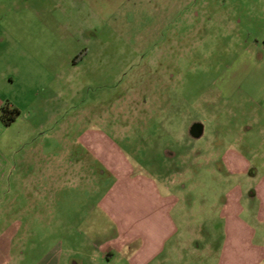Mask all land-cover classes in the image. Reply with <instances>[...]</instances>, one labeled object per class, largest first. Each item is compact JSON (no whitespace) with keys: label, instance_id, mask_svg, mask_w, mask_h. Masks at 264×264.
<instances>
[{"label":"rangeland","instance_id":"374dc122","mask_svg":"<svg viewBox=\"0 0 264 264\" xmlns=\"http://www.w3.org/2000/svg\"><path fill=\"white\" fill-rule=\"evenodd\" d=\"M6 2L0 77H14L8 93L25 118L12 127L0 120V160H7L0 235L8 224L18 228L12 257L0 264H43L57 251L61 264H103L93 258L88 232L71 223L64 229L68 243L44 241L48 230L39 227L29 242V188L13 178L29 174L30 143L46 142L56 154L63 151L60 140L97 130L126 146L137 171L162 179L189 168L188 178L197 175L201 183L190 180L193 220L215 216L230 188L217 151H241L255 173L253 185L264 180V102H249L240 90L229 97L224 84L250 69V80L264 89V0ZM212 231L219 241L221 223ZM186 251L168 264L218 262L214 252Z\"/></svg>","mask_w":264,"mask_h":264},{"label":"crops","instance_id":"0c3cea01","mask_svg":"<svg viewBox=\"0 0 264 264\" xmlns=\"http://www.w3.org/2000/svg\"><path fill=\"white\" fill-rule=\"evenodd\" d=\"M6 1L0 0V11ZM3 59L5 56L0 55V62ZM249 71L224 82L227 94L234 97L240 90L246 93L249 102H264V89L254 85ZM14 81L12 74L0 77V111L7 103L20 109L8 93ZM23 118L21 112L11 127ZM43 126L33 131L42 130ZM27 143L29 136L19 145ZM30 144L29 174L23 172L13 178L26 181L29 188V242L36 236L34 229L39 227L48 230L44 241L58 237L59 243H68L64 229L71 223L72 227L88 232L90 244L96 245L93 258L103 264H168L182 259L179 255L182 250L192 257L200 252L207 256L214 252L217 264L264 262V180L253 185L255 173L241 151L229 148L224 153H213L218 167L227 169L231 175L227 179L230 188L215 216L193 220L188 205L193 201L191 193L199 178L197 175L188 178L189 168L181 169L180 173L171 170L162 179L157 173L137 171L126 146L107 139L97 130H84L77 140L70 142L60 140L57 144L63 151L56 154L46 150L49 147L46 142ZM2 159L0 210L2 179L7 176V160ZM190 180L197 182L193 185ZM97 194L98 199L93 201ZM246 214L250 218L245 220ZM217 222L221 223V241L214 239L212 231ZM17 229L13 223L8 224L0 235V261L11 259L10 245L17 237ZM82 233L79 232L74 243ZM71 250L74 254L78 252ZM43 259V264H61L62 251L48 253Z\"/></svg>","mask_w":264,"mask_h":264},{"label":"trees","instance_id":"16d2710c","mask_svg":"<svg viewBox=\"0 0 264 264\" xmlns=\"http://www.w3.org/2000/svg\"><path fill=\"white\" fill-rule=\"evenodd\" d=\"M20 116L21 112L8 103L0 111V120L7 127H10Z\"/></svg>","mask_w":264,"mask_h":264}]
</instances>
